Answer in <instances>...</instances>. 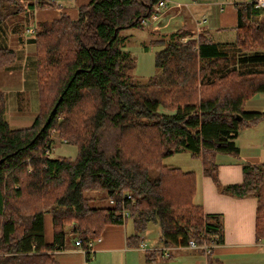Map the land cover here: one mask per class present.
<instances>
[{
  "label": "trees",
  "instance_id": "16d2710c",
  "mask_svg": "<svg viewBox=\"0 0 264 264\" xmlns=\"http://www.w3.org/2000/svg\"><path fill=\"white\" fill-rule=\"evenodd\" d=\"M158 1L89 0L75 18L63 11L34 28L38 108L29 126H9L0 89V264H51L66 230L85 246L126 221L134 231L129 247L150 224L167 247L190 239L220 243L222 216L195 201L196 172L162 163L179 151L199 159L220 191L256 198L254 231L264 241V162L242 163L241 182L221 185L216 161L218 154L237 155L239 132L264 116L243 109L264 92V68L241 67L264 66V10L234 2L232 42L195 34L187 19L152 32L148 43L161 46L156 71L135 84L128 76L136 61L118 33L142 28L141 19L159 12ZM52 4L31 0L26 7ZM21 8L19 0H0V24ZM15 59L0 44V71ZM52 134L76 146V156L50 157ZM101 189L112 206L89 204L85 192Z\"/></svg>",
  "mask_w": 264,
  "mask_h": 264
},
{
  "label": "crops",
  "instance_id": "0c3cea01",
  "mask_svg": "<svg viewBox=\"0 0 264 264\" xmlns=\"http://www.w3.org/2000/svg\"><path fill=\"white\" fill-rule=\"evenodd\" d=\"M88 1L89 0H61L63 4H58L57 0H53L54 4L50 7H35L32 11L36 22L45 21L50 17V19H53L63 11L70 17L75 18L77 7ZM227 2L232 5L234 3L231 0ZM218 4V11L220 14L215 18L210 16L214 22L215 28L218 31H223L226 27L232 28L236 23L235 8L233 7V10L226 13L225 7L223 8L224 3L220 1ZM197 5L200 6L199 3ZM207 5L209 4L203 3L201 6L206 7ZM160 14L161 21H159L158 25L154 26L152 22L148 25L150 35H152V32H165L176 29L183 25L185 19H187L186 16H188L187 13L178 6L166 12H163L162 8ZM194 22H196L195 19ZM30 29L34 28L26 27L25 31L29 32ZM22 30L23 28L21 31ZM9 38L10 35L8 33L7 40L5 34L1 33L0 40H2V43L0 44L3 46L9 45ZM20 41L18 46L22 49L25 46L24 42L33 43V38L24 39L21 34ZM10 48L13 49V47ZM245 110L256 111L257 109ZM259 123L260 122H257V124L241 130L244 131L243 136L248 140L246 145L252 147L251 152H253V154L239 156L242 149L238 146L239 153L236 157L229 154H218L216 156L218 179L221 185L241 182L242 163L264 162L262 157L264 149L260 147V144L264 143V132L260 130L257 131L258 129L256 130V125ZM238 136L239 134L235 140L238 139ZM191 159H193V157H191ZM202 165L200 161V170L198 171L199 173H196L197 191H195V201L202 205L205 213L220 214L223 220L222 241L212 245L208 255L200 251L195 252L192 248L181 246L170 250L169 256L163 257L162 252L165 246L159 240L157 234L158 228L155 230L157 237H155L153 241L147 237L146 230L142 232V234L140 233L144 236L145 249L129 247L126 242V237L134 233V231L132 224L129 225L128 221H126L123 225L111 226L103 231L91 248L93 252V259L91 262H88L85 254H83L78 247L75 246L73 248L71 246L65 248L64 246L62 249L53 251L55 254V261L51 264H264V241L257 240L254 231L256 198L252 196L234 197L220 191L212 178L203 174ZM127 225L131 229L130 232L126 231ZM48 238L50 239V235H48Z\"/></svg>",
  "mask_w": 264,
  "mask_h": 264
},
{
  "label": "rangeland",
  "instance_id": "374dc122",
  "mask_svg": "<svg viewBox=\"0 0 264 264\" xmlns=\"http://www.w3.org/2000/svg\"><path fill=\"white\" fill-rule=\"evenodd\" d=\"M165 5L163 7V12L171 11V9L177 5H180L188 16L187 20L190 23L189 27L194 31V33L207 34V36L212 37L214 41L218 42H232L235 38V32L231 27L224 28L223 31H218L215 28L214 22L211 17L215 18L220 14L218 11L219 2H223V8L226 9V13L233 10V5L229 4V0H163ZM233 2H238L241 0H231ZM31 2V0H19L20 5L23 6L21 10L13 15L7 17L1 25V33H4L7 40V33L10 35L9 47H13L16 51V59L12 65L0 71V89L5 94V115L4 119L8 122L11 127H26L29 126L33 117H35L38 108V93L36 85V71H35V54L33 43L24 42V48L20 49L18 44L20 41V36L22 34L23 38H33V33L25 31L26 27H38L42 26L41 21L35 20L33 11L26 7V4ZM58 4H63L61 0H57ZM199 3L200 6L197 4ZM203 3H208L206 7H202ZM55 12V11H54ZM194 15V16H193ZM211 16V17H210ZM197 21L194 22V19ZM51 18V17H50ZM48 18L46 22L51 19ZM192 18V19H191ZM37 19V18H36ZM23 30L21 31V29ZM120 44L123 46L125 51H128L132 58L134 57L136 61L135 68L129 73L128 81L139 84L147 81L151 75L156 71L154 66V52L161 49L160 45L150 44L149 40L152 39L150 35L149 26H143L142 28H125L118 33ZM2 43V40H0ZM239 53L236 51L232 52L231 63L237 65V58ZM241 67L246 68H264L263 65H253V64H242ZM243 109H253L257 111L264 112V92L257 93L251 99H249ZM165 112H170L167 109L160 108ZM264 117V116H263ZM258 125H256V130L264 132V118H262ZM257 124V123H256ZM245 129V128H244ZM256 132V131H254ZM244 131L239 133L238 139L235 140L237 146L241 147V152L239 156L245 154H253L251 152V146L246 145L248 140L243 136ZM52 141L50 144V152L48 153L50 157L56 156H66L69 158H74L77 153V148L74 145L66 143L64 139L57 137L52 134ZM260 147L264 149V143L260 144ZM233 157L238 156L232 155ZM262 157L264 159V151L262 152ZM163 164L169 166H176L182 170H191L199 173L200 170V160L191 159L188 151H179L171 154L163 159ZM150 175L154 176L155 171L151 170ZM85 196L89 198V204L91 206H112L114 203L110 201L107 197L105 189L101 190H88L85 192ZM48 220L46 222V227L48 225ZM131 224V221H128ZM156 224H150L146 229V234L151 241L157 235L155 234L157 230ZM130 228L127 225L126 231L130 232ZM50 234V232H48ZM142 234V233H141ZM74 237H72L68 230H66L65 237V248L75 247ZM195 252H202L200 249H192ZM55 255V254H54ZM88 262L93 259V252L86 256Z\"/></svg>",
  "mask_w": 264,
  "mask_h": 264
},
{
  "label": "built area",
  "instance_id": "2783aa9c",
  "mask_svg": "<svg viewBox=\"0 0 264 264\" xmlns=\"http://www.w3.org/2000/svg\"><path fill=\"white\" fill-rule=\"evenodd\" d=\"M247 1L249 3H251L255 8L264 10V0H247ZM157 5H158L159 12H154V13L150 14V16L148 18L141 19V24L143 26H148L150 24V22H152L154 26L159 24V21H161L160 12H161V9L164 7L165 3H164L163 0H159ZM177 6L181 7L180 5H177ZM196 23H197V21H196ZM29 32L33 33L34 29H30ZM46 151L48 152V149H46ZM127 197L129 198L130 196L128 195ZM123 215H124V217H126L127 216V212L123 211ZM94 242L95 241H92V240L88 241L86 243V245L84 246L82 244V240L80 238H77V239H75L74 244H75L76 247L79 248V250L81 252H83V254H85V256H88V254H90L92 252L91 248H92ZM212 245L211 244H201V245H199L193 239H190V240L187 241V243L185 245L174 244V245H171V246H168V247L165 246V249L162 252V256L163 257L169 256V254H170L169 251L170 250L175 249V248H179L181 246H185V247L192 248V249H200V250H202V252L205 255H208L210 253V249H211ZM144 247H145L144 236L140 234L139 243L137 245V248L145 249ZM59 249H62V247L57 248L56 250H59Z\"/></svg>",
  "mask_w": 264,
  "mask_h": 264
}]
</instances>
